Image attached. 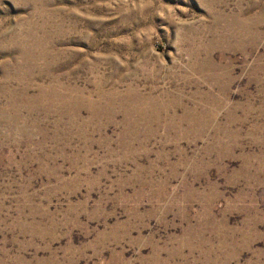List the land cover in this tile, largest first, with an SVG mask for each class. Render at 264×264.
<instances>
[{
  "label": "rangeland",
  "instance_id": "1",
  "mask_svg": "<svg viewBox=\"0 0 264 264\" xmlns=\"http://www.w3.org/2000/svg\"><path fill=\"white\" fill-rule=\"evenodd\" d=\"M0 264H264V0H0Z\"/></svg>",
  "mask_w": 264,
  "mask_h": 264
}]
</instances>
